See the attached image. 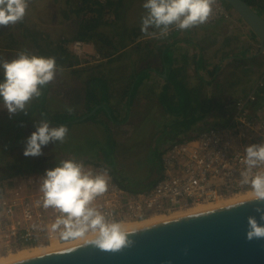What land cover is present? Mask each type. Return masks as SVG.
<instances>
[{
  "label": "crops",
  "instance_id": "crops-1",
  "mask_svg": "<svg viewBox=\"0 0 264 264\" xmlns=\"http://www.w3.org/2000/svg\"><path fill=\"white\" fill-rule=\"evenodd\" d=\"M37 2L26 0L27 7L21 20L7 27L0 25V81L4 82L5 79L2 67L4 61L16 60L21 53L29 57L36 55L34 41L54 46L56 42L60 43L64 38L72 39L76 35L79 19L76 13L69 10L68 0L61 12L63 19L59 18V27L55 25L59 32L58 40L50 39L52 29L48 28L49 21L42 23L44 27L38 21L28 22V14L41 11ZM253 2L252 7L264 17V0ZM71 3L79 4V0H71ZM145 3L146 0H125V11L119 24L112 21V15L104 17L109 20V24L101 26L100 31L110 43L102 45L84 41L87 51L85 57L88 59V55L93 57L96 52H101L103 60L92 63L81 56L78 57L80 63L72 68H56L54 78L43 86L40 96L43 104H71L79 112L85 109L84 104H89L87 93L90 90H94L101 100L99 104H130L128 120L120 124L125 130L113 132L114 142L128 144L134 137L135 142L140 143L138 151L142 152L151 143L156 144L154 141L163 140L159 133L163 130L166 137H171L165 146L161 144L160 150L163 152L171 145L170 142L196 136L210 126L229 122L234 111L232 104L249 95L255 85L264 80V43L234 12L229 19L217 20L208 25H194L174 32L169 37L161 34L163 26L156 28L149 25L144 31L143 20L148 16ZM88 16L91 17V13ZM32 28L37 30L33 32ZM68 30L73 32L68 34ZM72 43L63 45L73 52ZM133 75L138 76L141 82L130 99L124 94L132 83ZM35 98L26 104H33ZM256 101L257 104H263L259 111L264 112L263 91ZM187 104H202L205 111L210 110V106L212 109L205 113L204 118H198V114L196 117L185 116L183 110ZM169 108L175 111L170 112ZM100 117L106 121L104 114ZM192 120L195 123H190ZM108 124L112 129L116 126L112 122ZM152 130L157 134L150 138L148 135L151 133L148 131ZM72 133L73 142L81 144L82 148L81 156L75 159L104 161V152L99 145L98 154L90 155L97 141L101 140V145L108 142L107 133L101 125L92 122L75 124ZM119 154L117 147L113 155ZM133 161L122 159L119 162L120 169L124 168L129 175L137 177H130V182L146 185L157 176L155 172L149 177V166L132 170L135 169Z\"/></svg>",
  "mask_w": 264,
  "mask_h": 264
},
{
  "label": "built area",
  "instance_id": "built-area-1",
  "mask_svg": "<svg viewBox=\"0 0 264 264\" xmlns=\"http://www.w3.org/2000/svg\"><path fill=\"white\" fill-rule=\"evenodd\" d=\"M210 7L207 20L197 25L233 16L224 0H213ZM180 30L173 24L161 34L169 37ZM84 45V41H74L73 52L78 57L83 55ZM95 58L101 57L95 54ZM259 85H263L262 82ZM256 100L253 90L232 104L234 111L227 124L210 126L196 136L168 146L161 156L158 180L145 189L123 187L102 164L72 160L82 166L84 173L107 178V190L90 206L109 224L142 222L155 215H171L198 204L215 203L252 191L251 180L258 174L264 175V163L251 169L245 163L247 147L264 146V112L252 107ZM46 172L21 173L0 181V256L77 238H65L63 225L53 228L65 214L44 206L41 189ZM93 232L96 231L89 228L84 235Z\"/></svg>",
  "mask_w": 264,
  "mask_h": 264
},
{
  "label": "trees",
  "instance_id": "trees-1",
  "mask_svg": "<svg viewBox=\"0 0 264 264\" xmlns=\"http://www.w3.org/2000/svg\"><path fill=\"white\" fill-rule=\"evenodd\" d=\"M244 1L254 7L253 0ZM68 4L70 5L69 10L71 13H76L79 19L77 24L79 27L77 29L76 35L69 40L64 38L60 41V43L59 41L58 43L56 42L57 45L55 43L54 46H52L50 43H47L46 45L40 44L39 40L34 41V47L36 49L35 56L54 58L56 62V68L59 69L72 68L80 63L78 56L63 44L74 42L77 39H82L81 41H92L102 45L110 43L108 38L105 37L104 33L100 31L101 26L104 24H109V20H105L104 17L106 14L112 15L114 17L112 21L116 22V20L121 18L122 12L125 11V0H79V4L73 5L71 0H68ZM225 4L229 9L232 10V8L226 2ZM73 6H75V8H73ZM89 13H91V17L88 16ZM100 50L102 51V47ZM262 75H264V73ZM131 79L132 83L124 94V96L130 97V99L133 98L135 89L141 82V79L135 75H133ZM261 82L263 85H259L258 83L253 88V90L256 91L257 98L262 91L264 92V80ZM0 83H3V81H0ZM42 88L43 86L40 87L41 91H43ZM104 90L106 91L107 89ZM87 102L89 104H84L85 109L82 112H79L71 104H59V108L52 107L51 104H43V100L39 95V97H36L33 100V104H26L23 111H18L15 114L5 113L0 115V181L4 178L13 177L21 173L46 172L59 167L64 161H72L75 159V157L81 156V144L73 142L74 138L72 128L75 124L92 122L99 124L104 128L105 132L107 133L106 140L108 142H106L104 145H101L102 143L100 140L97 141V144H93V149H95V147L97 148V145H99L98 147H100L101 151L104 152V161L99 159V161H87H95L96 163L106 166L114 176L115 180L123 187L133 190L151 187L158 180L161 173V156L163 152L158 149L157 144L160 146L161 144L163 145V143L167 144L168 140L171 138L166 139L167 137L165 136L164 131L160 130L159 133L163 136L162 138L167 140V142H156L154 145L151 143L146 147L145 150L140 152L138 151L140 143H136V139L132 137L131 141L129 142L130 145L128 146L129 150L126 151L128 153L123 154V156L120 154L118 156H114V151L119 146V144L114 142L113 135L115 133V129L118 128L120 124H123L128 120L130 104H123L124 106H122V104L121 106L117 104H99L101 103V100L98 99V96L94 90H90L87 93ZM261 106H263V104H257V101L252 105V107L258 111L261 109ZM209 109H212L211 106ZM168 110L170 112L175 111L170 108ZM210 110L205 111V109L202 108V104H197L196 106L187 104L183 111L185 116L191 115L196 117L198 114V118H204L205 113ZM101 114L105 115L106 121L100 117ZM41 122H47L48 125L51 126L50 128H59L61 126L66 127L68 130L66 136L62 141L54 140L51 141L47 146H44L42 149V155L26 156L24 153L21 154L22 150L26 148L28 137L31 136V134L36 130V127ZM108 122L114 123L116 125L115 128H110ZM190 123H195V121L192 120ZM175 142L176 140L170 142V144ZM112 145H114L113 149ZM76 146L80 150V153L74 154L73 152L77 150L75 148ZM53 149H55V151ZM97 150H99V148L95 149L96 155L98 154ZM70 152L73 153V156H69ZM96 157L98 158V156ZM122 159L125 161L134 160L135 162L133 161V164L135 163V169H132L134 171L140 170V168L144 167L148 168L149 166V172L147 170V173H151L149 177H152L155 172L157 173L155 174L157 176L146 185L132 183L130 182V177H134L135 179L137 177L129 175L124 168H119V162Z\"/></svg>",
  "mask_w": 264,
  "mask_h": 264
},
{
  "label": "clouds",
  "instance_id": "clouds-1",
  "mask_svg": "<svg viewBox=\"0 0 264 264\" xmlns=\"http://www.w3.org/2000/svg\"><path fill=\"white\" fill-rule=\"evenodd\" d=\"M213 0H146L144 8L148 16L143 20V30L149 25L167 31L176 24L180 29H187L204 23L211 11ZM26 0H0V25L14 24L25 15ZM4 82L0 83V98L10 114L23 111L25 105L34 96L39 97L40 87L47 85L55 75L54 58H44L21 53L19 58L2 63ZM67 128H50L47 122H41L27 139L24 154L42 155V149L51 141H62ZM245 163L249 169L264 163V146L252 145L246 148ZM247 183V177L245 178ZM254 195L264 200V175H256L251 180ZM44 206L59 210V218L53 228L63 225L65 238L80 237L91 228L98 232L93 241L104 250H119L126 244V234L121 225L107 223L104 216L91 202L107 190L106 176H92L84 173L82 166L73 161H64L59 167L48 170L42 185ZM249 239L264 237V227L257 225L255 219H249Z\"/></svg>",
  "mask_w": 264,
  "mask_h": 264
},
{
  "label": "water",
  "instance_id": "water-1",
  "mask_svg": "<svg viewBox=\"0 0 264 264\" xmlns=\"http://www.w3.org/2000/svg\"><path fill=\"white\" fill-rule=\"evenodd\" d=\"M264 43V17L244 0H224ZM264 227L256 196L124 231L126 244L104 250L84 241L5 264H264V237L249 239V219Z\"/></svg>",
  "mask_w": 264,
  "mask_h": 264
},
{
  "label": "bare ground",
  "instance_id": "bare-ground-1",
  "mask_svg": "<svg viewBox=\"0 0 264 264\" xmlns=\"http://www.w3.org/2000/svg\"><path fill=\"white\" fill-rule=\"evenodd\" d=\"M254 195V190L252 191H248V192H244L235 196H231L222 200H219L215 203H203V204H198L188 210L185 211H179V212H175L171 215H155L152 216L150 218H148L147 220H144L142 222H130V223H120L119 225H121V228L123 231H127V230H131V229H135V228H139L142 226H145L147 224L156 222V221H160V220H164V219H169V218H173V217H177V216H181V215H186V214H190V213H194V212H199V211H203L206 209H210L213 207H217V206H221V205H225L228 203H232L244 198H249V197H253ZM98 235V232H93L91 234H87V235H83L80 237H77L76 239L70 241V242H64V243H57L54 242L48 246H35V247H31V248H25V249H21L18 250L14 253L11 254H6L3 256H0V264H5V263H9V262H13L16 260H20V259H24L27 257H31L34 255H38L40 253L46 252V251H50L53 249H57V248H61V247H66V246H70L73 244H77V243H81L84 241H88V240H92L95 239Z\"/></svg>",
  "mask_w": 264,
  "mask_h": 264
},
{
  "label": "rangeland",
  "instance_id": "rangeland-1",
  "mask_svg": "<svg viewBox=\"0 0 264 264\" xmlns=\"http://www.w3.org/2000/svg\"><path fill=\"white\" fill-rule=\"evenodd\" d=\"M38 1L39 2H37L38 3L37 6L40 7L41 11H38V14H36V12H31L30 14H28V22H37L38 21L39 22L38 24L41 25L42 27H44L45 26V25H43V24H45L44 22H46V21L48 22L49 21L48 22L49 23L48 28L52 29V33H51V36H50L51 38L50 39L51 40H58L59 32L56 31L58 28H56L55 25H58V27H59V18L63 19V17H62V13H63L62 11L63 10L62 9H65V7L67 6L65 4L66 0H38ZM105 18H108V14L105 16ZM116 22H117V24H119L120 20H116ZM5 26L7 27L8 25H5ZM32 29H33V32H34L36 28H32ZM72 32L73 31H69V30L67 31L68 34H71ZM73 43H72V49H73ZM95 54H99L101 58L100 59H95V57H94ZM95 54L93 55V57H90L91 55L90 56L88 55V57H89L88 59L91 60L92 63L99 62V61L103 60L104 56L101 54V52H99V53L96 52ZM86 55H87V51H85V49H84V52H83L82 56L87 61L88 59L85 57ZM51 106L55 107V108H59V104H51ZM5 113L10 114L8 112L4 102H3V103L0 104V115L5 114ZM49 127H51V126H49ZM118 130L120 132H123L125 130V127L124 126H119L118 128L115 129V133H117ZM148 132L151 133L150 135H148V137H150V138L153 137V134H156V132H154V130L148 131ZM168 138H171V137L168 136L166 139H168ZM162 141H167V140H165L163 138V140H160L159 143L162 142ZM154 142H157V141H154ZM129 145H130L129 143L125 144V146H124V144H119L118 151L120 152V154L122 156H123V154L128 153L126 151L129 150L128 149ZM157 145H158V149H161V146L159 144H157ZM165 145L166 144L163 143L162 146H165ZM75 148L77 150H75V152H73V153L74 154L80 153V150L77 148V146ZM113 148H114V145H112V149ZM53 150L55 151V149H53ZM93 151H94L93 155H95V149H93ZM20 152H21V150H20ZM24 152H25V148L22 150L21 154L24 153ZM52 153H54V152H52ZM73 153L70 152L69 156H73ZM47 169H50V168H47Z\"/></svg>",
  "mask_w": 264,
  "mask_h": 264
}]
</instances>
